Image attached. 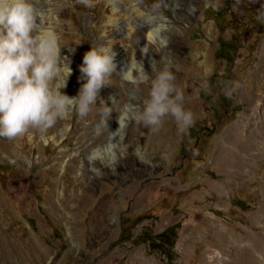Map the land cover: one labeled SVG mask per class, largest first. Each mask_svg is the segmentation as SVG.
Listing matches in <instances>:
<instances>
[{
  "label": "rangeland",
  "instance_id": "rangeland-1",
  "mask_svg": "<svg viewBox=\"0 0 264 264\" xmlns=\"http://www.w3.org/2000/svg\"><path fill=\"white\" fill-rule=\"evenodd\" d=\"M93 3L48 4L72 69L61 91L78 93L94 45L116 72L87 116L0 137V264H264V0H163L166 48L142 21L157 0ZM132 57L149 73L170 58L192 127L136 123L149 86L119 79Z\"/></svg>",
  "mask_w": 264,
  "mask_h": 264
},
{
  "label": "clouds",
  "instance_id": "clouds-1",
  "mask_svg": "<svg viewBox=\"0 0 264 264\" xmlns=\"http://www.w3.org/2000/svg\"><path fill=\"white\" fill-rule=\"evenodd\" d=\"M76 2L87 8L94 6L93 0ZM49 3L50 0H0V137L15 139L30 129L44 132L72 112L81 118L87 116L96 105L101 89L116 72L112 46L94 45L84 52L79 66L78 93L69 96L61 91L67 87L72 69L68 57L61 54V36L56 30L59 18L52 15ZM162 3L163 0H157L142 21L152 34L151 43L166 48L168 37L164 33L168 31L169 21L160 11ZM50 15L52 20L48 19ZM142 51L147 53L146 45ZM161 61L163 66L159 69L153 61L149 73L142 60L128 58L118 76L136 91L141 85L149 86L142 109H135L137 124L157 130L170 116L183 132L192 127L195 116L185 107L184 91L175 83L170 58L161 57ZM208 72L205 69V74ZM238 87L233 82L225 87L224 94L230 98ZM101 104L104 115L111 117L112 108L103 100ZM127 111L125 106L117 118L120 130L126 127ZM102 122L108 124L107 120Z\"/></svg>",
  "mask_w": 264,
  "mask_h": 264
},
{
  "label": "bare ground",
  "instance_id": "bare-ground-1",
  "mask_svg": "<svg viewBox=\"0 0 264 264\" xmlns=\"http://www.w3.org/2000/svg\"><path fill=\"white\" fill-rule=\"evenodd\" d=\"M124 1V0H123ZM126 1V0H125ZM134 2V1H133ZM130 3H131V1H130ZM114 5V4H113ZM130 5V4H129ZM116 6V5H115ZM131 6V5H130ZM129 6V7H130ZM138 6V5H137ZM118 7V6H117ZM131 7H133V9L134 10H136V13H138V14H141V13H143L142 11H140V10H138L137 9V7H136V3H133V5L131 6ZM140 8V7H139ZM143 8V7H142ZM129 12V11H128ZM115 14V13H114ZM120 15H122V14H120ZM116 16V15H115ZM117 18V17H116ZM112 20V19H111ZM113 20H115V19H113ZM115 22V21H114ZM113 23V22H112ZM115 24V23H114ZM144 48V47H143ZM67 88V87H66Z\"/></svg>",
  "mask_w": 264,
  "mask_h": 264
},
{
  "label": "trees",
  "instance_id": "trees-1",
  "mask_svg": "<svg viewBox=\"0 0 264 264\" xmlns=\"http://www.w3.org/2000/svg\"><path fill=\"white\" fill-rule=\"evenodd\" d=\"M222 43H223V41H222ZM221 42H220V46H219V48H218V50L217 51H219V50H221L222 49V47H223V44H222ZM178 227V225H173V226H170L169 228H167L166 229V232L167 231H170V230H172V229H174V228H177ZM163 236V235H162ZM170 247H171V245H170Z\"/></svg>",
  "mask_w": 264,
  "mask_h": 264
}]
</instances>
